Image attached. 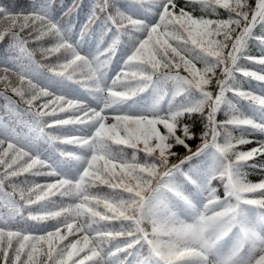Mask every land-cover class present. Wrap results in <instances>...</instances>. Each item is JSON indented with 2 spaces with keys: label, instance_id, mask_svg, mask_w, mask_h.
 <instances>
[{
  "label": "snow or ice",
  "instance_id": "6c2138e0",
  "mask_svg": "<svg viewBox=\"0 0 264 264\" xmlns=\"http://www.w3.org/2000/svg\"><path fill=\"white\" fill-rule=\"evenodd\" d=\"M53 3L30 0L28 11L0 3V99L9 115L20 110L6 93L23 101L21 122L35 134L0 123V206L8 209L7 218L0 215V264H264V180L250 182L244 171L264 170L249 163L264 156V141L238 150L254 142L243 135L248 129L264 133V95L236 79L264 84V74L240 63L264 66V34L255 33L264 27V0H94L79 33L55 18ZM195 5L227 18L197 17ZM88 37L95 51H82ZM252 40L259 57L248 54ZM38 53L56 60L43 65ZM44 67L80 85L95 106L57 90ZM222 110L227 118L218 120ZM197 116L203 131L193 151L187 141L196 133L185 121ZM40 141L80 151L45 155ZM176 146L188 154L172 163ZM125 148L133 149L130 159ZM26 175L55 179L16 182ZM98 185L111 192H92ZM57 196L70 202L57 204ZM27 220L56 223L40 231L16 226Z\"/></svg>",
  "mask_w": 264,
  "mask_h": 264
},
{
  "label": "trees",
  "instance_id": "16d2710c",
  "mask_svg": "<svg viewBox=\"0 0 264 264\" xmlns=\"http://www.w3.org/2000/svg\"><path fill=\"white\" fill-rule=\"evenodd\" d=\"M186 0H177V3L179 6H184ZM0 3H3L5 5H8L11 10L14 11H28V5L30 4V0H0ZM94 3V0H54L53 3V9H54V16L55 18L60 21L62 24L64 25H68L71 24L72 28L74 30V32L79 33L80 29L85 25V23L87 22V18L89 16L91 7ZM250 4H252L254 6L255 4V0H250ZM190 10L193 11V15L200 17V16H205V17H209V18H213V19H224L227 18V13L223 10H219L217 15H212L210 12H206L201 10L199 5H195L194 7H190ZM87 31V30H86ZM256 35H262L264 34V27H257V29L255 30ZM50 43H52V41H46L45 42V46H48ZM34 45H30V47H33ZM82 51L84 52H88V51H95V44L89 40L88 37V44L86 46H84V48L82 49ZM248 54L254 57H259L262 55L261 52V48L258 44L257 41L252 40L249 42V47H248ZM36 60L38 62H40L43 65H47L49 63H52L56 60V57H52L50 60H45L43 59L40 54L38 53L36 55ZM241 65L249 70L252 71H256L259 74H264V66H260L257 65L255 63H250L248 61H240ZM197 67H203V65L197 64ZM113 70H118L117 68V63L114 60L113 61ZM40 71L43 73V75L45 77H49L50 80L53 81H57L58 85H57V90H59L60 88H63L65 90H71L74 94L76 95H84L85 99L88 100L89 103L93 104V106H95L94 101L91 100L90 97H87L86 93H84V90L80 87V85L72 83L70 81H66L63 80V78L60 77H52L51 74L48 72L47 67L41 68ZM114 71H110L109 75H114ZM181 75H187L186 72L183 71V69L180 70ZM219 74V70L217 71V76ZM237 81L239 82V86L241 87L242 90L245 91H252L255 94H261L264 95V92L261 91L262 88H264V84H261L258 81L252 80L250 78H245L243 77L241 74L237 73L236 76ZM15 78L13 77V83H15ZM215 80H213L212 85H210V89L213 91L215 88ZM0 91H3V87L0 86ZM8 96H10L12 98L13 101H15L16 107L20 110V113H23V111L27 108V105L21 101L18 97L14 96L11 91H8L6 93ZM228 98L230 100H232L234 103H238L241 111L245 112L248 115H251V111L248 107V102L246 101H238L236 97L233 96L232 93H228ZM4 103L5 101L3 99H0V115L3 117L4 123L7 126H10L12 128H14L19 134L23 135H35L34 133H29V130L27 127L24 126V124L21 122L20 119V113H13L11 115H9L8 112L5 111L4 109ZM41 103V101H37L36 104L37 106ZM35 110V108H33V111ZM61 116H64L66 114L61 113ZM226 115L224 113V111L222 110L219 114L217 119L218 120H224L226 119ZM22 119L24 121L29 120L30 118L28 116H23ZM45 119L50 120L51 117H46ZM15 121V122H14ZM185 122L189 123L190 125H192V129L193 131L196 133V137L192 140L187 141V143L190 145L191 148H194L201 140H200V134L203 131V121L200 117H195L194 120H186ZM71 127V126H68ZM78 127V126H77ZM161 132H163V127L159 126ZM45 131L47 133L56 135L59 134V131L56 128H46ZM182 133L177 130V135H181ZM233 136L239 137L242 133L239 129H235L233 130ZM243 135H245L247 138L253 140V139H257L258 141H264V133H260L258 131L252 130V129H248L246 132L243 133ZM40 148H41V152L42 154L45 155H58V152L56 151L57 149H63V148H69L72 151H76L79 152L80 149L76 148L74 146H66V145H61V144H56V145H47L44 144L43 141H40ZM250 146L249 144H245L242 146H239L238 150L240 151H247L248 147ZM120 146H116L113 145V148H117ZM178 155L175 157H172V163L174 162V160H176L180 155H182L183 153H186L187 150L185 148H183L182 146H176L173 149ZM125 154L127 155V157L130 159L133 153V149L130 148H125L124 149ZM138 159L143 160L144 159V153H139L138 154ZM250 164H257V165H264V156H259L257 157L255 160L250 161ZM245 173H246V178L250 181V182H260L262 180H264V170L260 169V168H248L246 167L244 169ZM55 178L54 177H48V176H32V175H26V176H21L19 178H17V183H21L25 180H27L29 182L28 185H22V186H30V184L32 182H36V183H45V182H51L53 181ZM213 186L216 187L218 189V195H220L221 197H223V185L221 184V182L219 180L217 181H213ZM7 187V186H6ZM7 190H11V189H7ZM92 192L94 193H100V194H108L111 192V189H109L107 186L105 185H98L97 187L91 189ZM255 195H259V194H255ZM17 201H19V196L16 197ZM53 200L56 201L57 204H63V205H67L70 200L67 197L61 198L59 196L57 197H53ZM33 212H36L38 210V206L33 205L30 209ZM103 210V209H101ZM29 209L25 210V217L27 216ZM7 214H8V209L0 206V215L4 216L5 218H7ZM18 220L20 219L19 217L17 218ZM56 221L53 220H49L46 221L43 225L41 224H37L34 221H20L19 224H17L16 226L18 227H24L30 230H35V231H40L44 226L47 225H52L55 224ZM145 227L148 228L149 231H151V226L150 225H145ZM70 239H73L72 237H70Z\"/></svg>",
  "mask_w": 264,
  "mask_h": 264
},
{
  "label": "rangeland",
  "instance_id": "374dc122",
  "mask_svg": "<svg viewBox=\"0 0 264 264\" xmlns=\"http://www.w3.org/2000/svg\"><path fill=\"white\" fill-rule=\"evenodd\" d=\"M93 43H94V41H93ZM95 44V43H94ZM13 79V78H12ZM94 104H95V101H94ZM0 122H2V117H0ZM113 121L111 120V119H109L106 123H112ZM253 143H250V146L248 147V150H250L251 148H253V147H256L257 146V144L255 143V142H257L258 140L255 138V139H253Z\"/></svg>",
  "mask_w": 264,
  "mask_h": 264
},
{
  "label": "bare ground",
  "instance_id": "6f19581e",
  "mask_svg": "<svg viewBox=\"0 0 264 264\" xmlns=\"http://www.w3.org/2000/svg\"><path fill=\"white\" fill-rule=\"evenodd\" d=\"M219 75H220V74H219ZM216 90H217V89H216V87H215V89H214V91H213L214 94H215ZM200 143H201V142H200ZM199 145H200V144H199ZM197 147H198V146H197ZM197 147L195 148V150L197 149ZM195 150H194V151H195ZM187 154H188V153L183 154L180 158H182L183 156H185V155H187ZM178 160H179V158H178ZM178 160H177V162H178ZM177 162H176V163H177Z\"/></svg>",
  "mask_w": 264,
  "mask_h": 264
},
{
  "label": "water",
  "instance_id": "95a60500",
  "mask_svg": "<svg viewBox=\"0 0 264 264\" xmlns=\"http://www.w3.org/2000/svg\"><path fill=\"white\" fill-rule=\"evenodd\" d=\"M177 161H175L174 163H176Z\"/></svg>",
  "mask_w": 264,
  "mask_h": 264
}]
</instances>
